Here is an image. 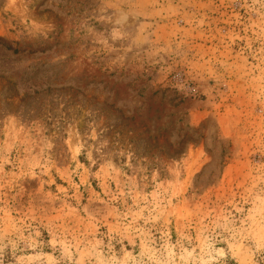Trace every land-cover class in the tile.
Here are the masks:
<instances>
[{
    "label": "rangeland",
    "instance_id": "1",
    "mask_svg": "<svg viewBox=\"0 0 264 264\" xmlns=\"http://www.w3.org/2000/svg\"><path fill=\"white\" fill-rule=\"evenodd\" d=\"M0 264H264V0H0Z\"/></svg>",
    "mask_w": 264,
    "mask_h": 264
}]
</instances>
